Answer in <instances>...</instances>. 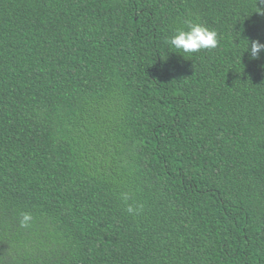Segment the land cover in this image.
<instances>
[{"label":"trees","instance_id":"16d2710c","mask_svg":"<svg viewBox=\"0 0 264 264\" xmlns=\"http://www.w3.org/2000/svg\"><path fill=\"white\" fill-rule=\"evenodd\" d=\"M260 10L0 0V264H264Z\"/></svg>","mask_w":264,"mask_h":264},{"label":"clouds","instance_id":"9594fccd","mask_svg":"<svg viewBox=\"0 0 264 264\" xmlns=\"http://www.w3.org/2000/svg\"><path fill=\"white\" fill-rule=\"evenodd\" d=\"M262 3H264V0H262ZM258 13L264 15V12L261 10ZM167 43L171 48L179 52L194 54L203 50H213L217 48L219 44V34L216 30L210 29L199 22L189 21L187 28H177ZM249 51L251 59H259L260 53L264 52V44H261L259 41H253L249 45L247 52ZM123 198L125 200L128 199L127 195H124ZM139 210V208H133L131 206L127 208L130 214H138ZM32 219L31 213H21L20 226L23 228L28 227Z\"/></svg>","mask_w":264,"mask_h":264}]
</instances>
